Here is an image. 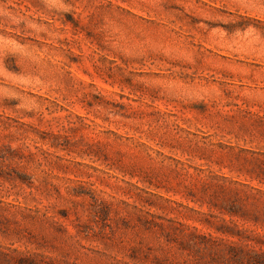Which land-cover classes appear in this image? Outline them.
I'll use <instances>...</instances> for the list:
<instances>
[{"label": "rangeland", "instance_id": "1", "mask_svg": "<svg viewBox=\"0 0 264 264\" xmlns=\"http://www.w3.org/2000/svg\"><path fill=\"white\" fill-rule=\"evenodd\" d=\"M0 264H264V0H0Z\"/></svg>", "mask_w": 264, "mask_h": 264}]
</instances>
